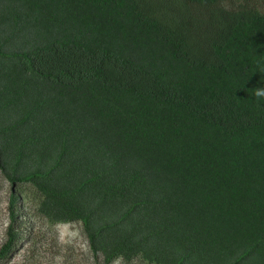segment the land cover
<instances>
[{
	"label": "trees",
	"instance_id": "1",
	"mask_svg": "<svg viewBox=\"0 0 264 264\" xmlns=\"http://www.w3.org/2000/svg\"><path fill=\"white\" fill-rule=\"evenodd\" d=\"M264 0H0V183L100 264H264Z\"/></svg>",
	"mask_w": 264,
	"mask_h": 264
},
{
	"label": "rangeland",
	"instance_id": "2",
	"mask_svg": "<svg viewBox=\"0 0 264 264\" xmlns=\"http://www.w3.org/2000/svg\"><path fill=\"white\" fill-rule=\"evenodd\" d=\"M34 201L31 194L22 196L17 215L21 240L5 264H100L90 252L81 223L52 224L36 214ZM9 204L10 187L0 183V249L11 220Z\"/></svg>",
	"mask_w": 264,
	"mask_h": 264
},
{
	"label": "clouds",
	"instance_id": "3",
	"mask_svg": "<svg viewBox=\"0 0 264 264\" xmlns=\"http://www.w3.org/2000/svg\"><path fill=\"white\" fill-rule=\"evenodd\" d=\"M254 96L260 100L264 99V87H258L254 89Z\"/></svg>",
	"mask_w": 264,
	"mask_h": 264
}]
</instances>
